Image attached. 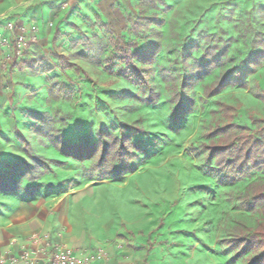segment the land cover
Masks as SVG:
<instances>
[{
  "label": "rangeland",
  "instance_id": "1",
  "mask_svg": "<svg viewBox=\"0 0 264 264\" xmlns=\"http://www.w3.org/2000/svg\"><path fill=\"white\" fill-rule=\"evenodd\" d=\"M166 1L167 12L144 11L166 20L150 84L120 79L108 87L114 77L105 69L106 57L120 33L131 38L126 17L139 13V0H5L0 21L36 24L40 35L26 54L29 68L18 69V80L12 79L13 70L5 74L9 101L0 137L5 145L0 190L8 191H0V244L44 233L89 248L123 241L126 264L251 262L253 254L235 260L224 241L264 218L260 207H243L248 187L264 183V171L226 181L201 145L226 120L225 104L235 106L239 124L255 128L253 118L264 123V101L254 95L257 88L264 90V63L247 76L245 62L252 40L264 33V0ZM78 38L84 40L72 44ZM62 56L80 70L63 68ZM226 75L237 85L206 98L205 86ZM33 110L47 113V123H38L48 136L34 128ZM17 128L33 155L65 163L29 181L28 167L37 163L25 153ZM124 133L136 143L139 157L132 171L111 176L107 164L98 168L97 161L108 135ZM63 141L96 152L75 160L59 150ZM33 185L38 187L29 195Z\"/></svg>",
  "mask_w": 264,
  "mask_h": 264
},
{
  "label": "trees",
  "instance_id": "2",
  "mask_svg": "<svg viewBox=\"0 0 264 264\" xmlns=\"http://www.w3.org/2000/svg\"><path fill=\"white\" fill-rule=\"evenodd\" d=\"M247 3V0H244ZM253 0H251L252 2ZM146 6V7H145ZM145 7V8H144ZM138 14L130 13L126 17L127 32L131 38L127 39L120 33L118 42L112 44V50L106 57L105 69L114 77L108 87L115 84L120 79L129 81H140L146 85L150 84V78L154 74V63L157 55L160 53L162 42V28L166 24V20L158 13L146 14L149 8L167 12L171 9V5L166 0H139ZM144 8V9H143ZM143 9V10H142ZM114 36L116 32L104 23ZM61 34L58 28L53 38L55 45L58 36ZM86 39V38H85ZM84 39H73L72 44L78 45ZM122 42L124 45H122ZM32 50V49H31ZM30 50V51H31ZM27 58L24 57L17 65L18 69L24 70L29 68ZM60 61L65 69L80 70L79 67L70 62L66 56L60 57ZM245 62L247 64L246 75H252L264 63V33L260 32L251 42V49L248 53ZM88 76L87 71H83ZM35 76V75H34ZM31 77V80H37L38 77ZM37 76V75H36ZM38 76H41L39 74ZM240 82V85L246 83ZM237 85V81L232 82L229 76H221L214 80L211 84L206 85L203 94L206 98L214 97L220 94L228 86ZM254 95L264 101V90L257 88ZM148 103H153L154 99H147ZM235 106L225 104L223 108L226 120L221 124H216L212 131L208 133V141L202 143L205 152H207V160L215 161V170L223 172V178L229 182H235L245 177H249L255 171H264V123L260 119L253 118L255 128L248 125H242L235 122V115L233 110ZM34 123V128L40 134H46V126L41 125L38 121L46 124L48 121L47 113L33 110L31 112ZM16 137L25 144V153L31 158L35 164H30L27 170L29 177L27 179L31 182H36L42 176L52 173L54 164L62 165L64 161L58 159H48L42 156H35L30 149V143L23 136L20 129H16ZM66 142V141H65ZM63 141L62 147L59 150L66 157H71L75 160H85L93 158L96 150L89 151V147H84L81 143L67 145ZM55 143V144H54ZM53 144L58 149L56 141ZM66 144V145H65ZM70 149H73L72 151ZM136 143L132 142L131 136L124 133L121 137L108 135L106 144L98 158V168L107 164V174L111 176H118L125 172L132 171L135 167L134 161L139 157L136 152ZM199 152V151H198ZM0 162L5 160L0 159ZM5 165V164H4ZM106 169V168H105ZM37 185L27 188V193L33 195ZM33 189V190H32ZM8 191V187L4 190ZM243 207L248 211H254L258 207L262 209L264 215V183L257 181L252 183L245 194ZM247 229L237 228L239 233L233 234L231 237L225 239V243L229 249L233 250L234 259H240L244 256L254 255L249 264H264V218L258 223L255 228L246 227Z\"/></svg>",
  "mask_w": 264,
  "mask_h": 264
},
{
  "label": "built area",
  "instance_id": "3",
  "mask_svg": "<svg viewBox=\"0 0 264 264\" xmlns=\"http://www.w3.org/2000/svg\"><path fill=\"white\" fill-rule=\"evenodd\" d=\"M38 42V25L26 27L15 21L0 23V47L7 51V62L21 60ZM29 240L30 244H23L19 254L1 257L0 264H113L104 247L95 250L75 248L44 233H34Z\"/></svg>",
  "mask_w": 264,
  "mask_h": 264
},
{
  "label": "crops",
  "instance_id": "4",
  "mask_svg": "<svg viewBox=\"0 0 264 264\" xmlns=\"http://www.w3.org/2000/svg\"><path fill=\"white\" fill-rule=\"evenodd\" d=\"M3 14H5V0H0V17ZM19 21L26 23V24H28L29 22L28 19H25V18H20ZM0 23H5V21L2 20L0 21ZM6 55H7L6 49H4L3 47H0V137L5 136V114H7V110H8L7 102L9 101L8 96L6 95V92H5V83H6L5 74L8 70L10 71L13 70L12 79L18 80V76H19L18 67L14 66V64H12L11 62H7L5 60ZM17 87L19 86L16 85L15 89H17ZM0 159L5 160V145H1V144H0ZM32 235L28 237H22V238L14 237L13 239L9 241V243H7L6 246L3 244H0V258L10 257L12 255L19 254L21 252V246L23 244H26V243L30 244L29 239ZM122 243L123 241H120L119 245H122ZM69 246L80 248V249H91V250H95L98 247H104L106 248L109 254L110 261L113 264H126L123 262V256L125 255L126 253L125 250L127 249L125 246L123 248H119L118 244L117 245H114V244L99 245L98 247H95V248H89L88 246H85V245H74V246L69 245ZM98 264H103V262H98ZM136 264H141V263L136 262Z\"/></svg>",
  "mask_w": 264,
  "mask_h": 264
}]
</instances>
